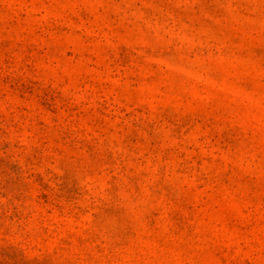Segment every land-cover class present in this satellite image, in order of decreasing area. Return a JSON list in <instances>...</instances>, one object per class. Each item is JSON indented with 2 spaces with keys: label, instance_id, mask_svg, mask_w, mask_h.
Segmentation results:
<instances>
[{
  "label": "rangeland",
  "instance_id": "374dc122",
  "mask_svg": "<svg viewBox=\"0 0 264 264\" xmlns=\"http://www.w3.org/2000/svg\"><path fill=\"white\" fill-rule=\"evenodd\" d=\"M0 264H264V0H0Z\"/></svg>",
  "mask_w": 264,
  "mask_h": 264
}]
</instances>
